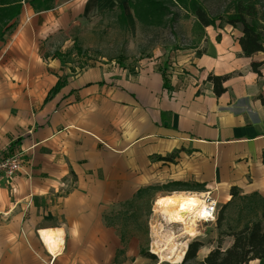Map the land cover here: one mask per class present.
Returning <instances> with one entry per match:
<instances>
[{"label": "crops", "instance_id": "0c3cea01", "mask_svg": "<svg viewBox=\"0 0 264 264\" xmlns=\"http://www.w3.org/2000/svg\"><path fill=\"white\" fill-rule=\"evenodd\" d=\"M128 2L53 0L41 9L21 0L4 27L0 153L20 152L23 166L0 180V264L115 262L106 211L140 188L264 197V50L245 54L242 30L206 26L192 46L138 65L73 70L63 60L104 12L133 11ZM210 75L226 76L223 93ZM46 228L63 230L57 254L41 237Z\"/></svg>", "mask_w": 264, "mask_h": 264}, {"label": "rangeland", "instance_id": "374dc122", "mask_svg": "<svg viewBox=\"0 0 264 264\" xmlns=\"http://www.w3.org/2000/svg\"><path fill=\"white\" fill-rule=\"evenodd\" d=\"M252 1L256 2L258 11L261 14L264 13V0ZM202 3L211 16L221 17V19L216 20L215 25L211 26L215 28L221 26L223 28L231 25L233 28L241 30L240 24H234V21L228 20V15L234 11L236 0H202ZM172 9L176 14L175 21L166 27H144L133 16V11H127L128 27H124L117 17L120 10H108L103 13L97 28L84 30L82 36L77 37L76 42L72 45V50L66 51L65 54L60 52V54L63 55L64 61L71 63L73 70L84 68L95 62H108L120 66L129 64L132 66L138 65L140 59L155 58L161 52L190 47L196 41H200L205 27L203 29L197 26L193 12L178 5L173 6ZM163 190L157 195L155 189H150L142 195L139 196L138 194V196L124 202V204H117L106 211L105 222L112 225L118 235H108L106 238L109 243L111 242L114 247H117L115 262L69 263L68 259L65 258L67 263L63 264H182V262L162 261L156 252L151 251L161 246L156 244L159 240L156 229L161 233L163 228L164 231L169 228L174 232V240L179 243L178 247L180 249L186 240H188V246L191 242L197 240L203 243L197 252L196 258L188 262L189 264H197L218 245H221L222 249L231 246L234 237L228 235V233L240 228L249 217L253 216L246 203L242 199H237L225 209L224 221L221 226H218L217 219L210 222H198L196 220V232L193 233V236H189L183 229L182 224L169 223L167 220L163 221L159 215L161 210H156L155 199L161 198L169 192L167 189ZM180 191L184 190L181 189ZM170 192L169 194H172L175 191L171 190ZM220 193L218 191L215 194L218 195L219 209L221 210L227 201L224 202L223 195ZM153 209L156 210L155 213ZM163 217L167 218L164 215ZM159 222H163V225ZM155 225L156 229H154ZM115 241L116 243H113ZM145 250L155 255V258L144 256L143 251ZM65 254L64 257L69 255V253ZM101 254L106 255V252H101Z\"/></svg>", "mask_w": 264, "mask_h": 264}, {"label": "trees", "instance_id": "16d2710c", "mask_svg": "<svg viewBox=\"0 0 264 264\" xmlns=\"http://www.w3.org/2000/svg\"><path fill=\"white\" fill-rule=\"evenodd\" d=\"M41 9H48L53 5V0H31ZM129 6L140 24L145 26L166 27L175 21L172 7L180 6L189 9L196 17L197 26L204 29L206 26L215 25L221 17H213L205 8L202 0H129ZM118 19L124 27H128L127 16L122 6L119 7ZM21 11V0H0V38L3 37L4 27L8 21L16 17ZM228 20L241 25L242 35L239 42L245 54L264 50V13H260L256 2L252 0H236L233 13L228 15ZM213 82L216 94L225 91L223 85L226 76L210 75L208 78ZM64 80L59 79L50 94H54L63 86ZM264 163V152H263ZM160 159L170 160L171 156H158ZM180 185V182H175ZM149 188H140L134 197L142 195ZM232 198L219 211L217 217L218 226L224 221L225 209L237 199L246 203L252 217L238 229L228 233L234 237L231 246L222 249L221 245L211 250L208 255L197 264H248L254 258L264 259V197L259 193L241 195L238 188L232 187ZM203 243L200 240L189 244L182 264H189L197 256V252ZM143 255L155 258L149 251H143Z\"/></svg>", "mask_w": 264, "mask_h": 264}, {"label": "bare ground", "instance_id": "6f19581e", "mask_svg": "<svg viewBox=\"0 0 264 264\" xmlns=\"http://www.w3.org/2000/svg\"><path fill=\"white\" fill-rule=\"evenodd\" d=\"M156 199L155 205L159 210H161V214L167 217L165 220L169 223L177 222L182 224L186 233L189 236H193V233L196 232L197 215H190L189 217L186 216L193 212L196 206L201 205L202 200L200 194L195 192L178 191ZM162 220L164 221V219ZM159 223L163 225V222ZM154 229H156V227ZM167 229L168 230L164 231L165 229L163 228L161 233H159L156 229V233L159 234V240H157L156 244L161 246H159L156 250L153 249V251L159 255L162 261L180 263L183 261L186 254L188 240L183 243V247L180 249L178 247L179 243L174 240V232L169 228ZM39 232L48 248V251L52 254H57L62 251L64 243V234L62 229L46 228L41 229Z\"/></svg>", "mask_w": 264, "mask_h": 264}, {"label": "built area", "instance_id": "2783aa9c", "mask_svg": "<svg viewBox=\"0 0 264 264\" xmlns=\"http://www.w3.org/2000/svg\"><path fill=\"white\" fill-rule=\"evenodd\" d=\"M262 126L264 128V122ZM22 166L23 158L20 152H15L13 154L0 153V180H5L7 183H10L12 179L21 171ZM215 191H217L216 188L207 189L205 191L199 192L202 200L201 205L196 206L194 211L189 213L186 217L196 214V220L198 222L216 221L220 209L219 199L218 196L215 194ZM156 200L157 199H155V204ZM156 210L158 211L157 206ZM156 210L153 209V212ZM159 215L162 219H164V221H166L161 212H159ZM151 251H153V249Z\"/></svg>", "mask_w": 264, "mask_h": 264}]
</instances>
